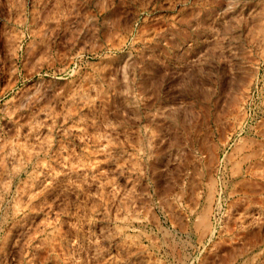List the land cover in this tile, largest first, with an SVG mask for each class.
Segmentation results:
<instances>
[{
  "label": "rangeland",
  "instance_id": "374dc122",
  "mask_svg": "<svg viewBox=\"0 0 264 264\" xmlns=\"http://www.w3.org/2000/svg\"><path fill=\"white\" fill-rule=\"evenodd\" d=\"M0 264H264V0H0Z\"/></svg>",
  "mask_w": 264,
  "mask_h": 264
}]
</instances>
